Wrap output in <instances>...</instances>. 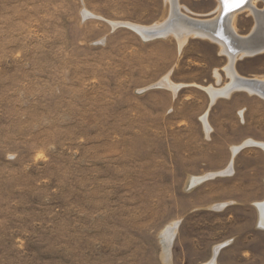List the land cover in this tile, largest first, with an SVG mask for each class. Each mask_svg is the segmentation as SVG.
Masks as SVG:
<instances>
[{"label": "rangeland", "instance_id": "obj_1", "mask_svg": "<svg viewBox=\"0 0 264 264\" xmlns=\"http://www.w3.org/2000/svg\"><path fill=\"white\" fill-rule=\"evenodd\" d=\"M179 3L216 15L217 0ZM170 14L167 0H0V264H207L220 244L214 264H264L263 97L239 89L248 109L216 111L219 44L112 25ZM237 64L264 78V52Z\"/></svg>", "mask_w": 264, "mask_h": 264}, {"label": "bare ground", "instance_id": "obj_2", "mask_svg": "<svg viewBox=\"0 0 264 264\" xmlns=\"http://www.w3.org/2000/svg\"><path fill=\"white\" fill-rule=\"evenodd\" d=\"M167 1L170 3V6H171V14H170V17L166 18V20H164L163 22L156 23L150 26L135 24L131 22H123V23L112 22V25L113 27H117L119 25H124L126 27H129L135 32H137L141 36V38H143L144 40H149L150 37L154 36L155 32L160 33V35H162L161 37L168 36L170 35V33H172L176 35V37H178V39L183 42L186 40V38H188L191 35L211 39L212 41L220 45L222 52H225L230 56V64L226 66V69L228 70V74L230 75V81L227 82L222 87L217 88V87L210 85L206 88L212 100L214 101L216 96L217 97L218 96L220 97L229 96L233 91L239 90V89L247 90L250 93H256L260 95L261 97H263L264 99V78L256 77L257 78L256 80L259 82L257 84L243 82L236 77L238 74L234 69L235 68L234 67V62H235L234 57H236L237 55H240L241 57H243L246 55H252L254 53L264 52V8L261 7L263 9H260L256 5L258 1L264 2V0H217V6L215 7V10L213 11V13L216 12L215 17L209 18V19H199V18H194V17L189 16L190 18L195 20L194 22L199 23L197 24V26H194L191 24H185L176 19H173L175 21L171 22V18H173V16L174 17L177 16L175 12H177L178 14L181 13L185 16H188V15L184 14L181 11L182 7H181V4L179 3V0H167ZM246 10H248L247 12H251L255 16L256 19L255 18L254 19L256 22L254 24L252 32H250L249 35L244 36V35H240V33L239 34L237 33L236 28L234 24H232V22L238 13H242ZM225 11H228V12H227L226 17L223 20L224 21L223 24L229 29V33L235 32L239 36H242L245 38L251 36V40H253L252 38L254 37L255 34L256 35L259 34L261 41L252 43L250 47L248 45V48H239V49L236 48L235 49L236 52L235 51L232 52L233 49L228 43L229 38H224V36L220 35L218 31L214 32L211 27H208L213 22V20H219L222 12H225ZM84 15L86 17L93 16L92 13L87 10H85ZM198 25H201V26L198 27ZM238 43H241V41H238ZM231 53H232V56H231ZM158 84L162 86H168V87L175 86L174 83H170V81L167 78L161 79V81ZM154 86H158V85L154 84ZM206 114L207 112L203 115V119L206 118L205 117ZM254 142L251 144H256ZM257 143L261 147L264 148V142H257ZM245 144H249V142H246ZM244 145L235 147L233 150L234 151L233 154L237 153ZM229 167L231 166H228V168ZM232 170L229 169L228 171L232 172ZM220 172L221 173L227 172V169H224ZM220 172L219 173L215 172V174L217 175L221 174ZM213 175L214 173L209 174V176L207 177H195L192 179V182H193L192 184L195 185ZM226 204L227 202L219 203L216 205V207L223 208ZM256 206L259 211V218H260L259 224L261 226H264V209L262 210V206H264V200L256 202ZM169 231L170 229L168 230V232ZM222 246L223 244H220L215 248L212 259L207 264H214V261L219 252V249Z\"/></svg>", "mask_w": 264, "mask_h": 264}, {"label": "water", "instance_id": "obj_3", "mask_svg": "<svg viewBox=\"0 0 264 264\" xmlns=\"http://www.w3.org/2000/svg\"><path fill=\"white\" fill-rule=\"evenodd\" d=\"M224 11V10H223ZM228 11L222 12L219 20H213V22L208 26L211 27L213 29V31H218L220 33V35L224 36V38H229L228 43L229 45L232 47L233 51L232 52H236V48H248V45L250 47L251 43V36L245 38L242 36H239L238 34H236L235 32L229 33V29L223 24V20L226 17ZM175 14L177 16H173V18H171V22L175 21L173 19L179 20L180 22H183L185 24H191L194 26H197V22H194L195 20H193L192 18H190L189 16H185L181 13H177L175 12ZM201 25H198V27H200ZM202 28V27H201ZM204 28V27H203ZM206 28V26H205ZM231 31V30H230ZM162 35H160V33L155 32L153 37H150V39H154V38H159ZM238 41H241V43H238ZM241 46V47H240ZM255 54V53H254ZM238 79H240L243 82H247V83H252V84H257L259 83L257 80L252 79V78H243L240 76H236ZM245 145H249V144H245ZM264 209V206H262V210Z\"/></svg>", "mask_w": 264, "mask_h": 264}, {"label": "crops", "instance_id": "obj_4", "mask_svg": "<svg viewBox=\"0 0 264 264\" xmlns=\"http://www.w3.org/2000/svg\"><path fill=\"white\" fill-rule=\"evenodd\" d=\"M191 36H193V35H191ZM261 53V52H260ZM263 53V52H262ZM259 53H255V54H252V55H250V56H253V55H258ZM246 56H248V55H246ZM239 58H241V56L240 55H237L236 57H235V59L238 61V59ZM235 60V61H236ZM210 62H211V64H212V67H213V70H218L219 68H221L222 67V65H218V63H217V61H216V58L214 59V61H213V59L212 60H210ZM226 67V66H225ZM234 69H235V71L237 72V74L240 76V77H243V78H252V79H257L256 77H253V76H255V75H253L254 73H250V72H252L253 70H255L254 68H250V66L247 64V65H245V64H237L236 66L234 65ZM251 76V77H250ZM175 87V89L178 87L177 85H175L174 86ZM244 91V90H243ZM239 92H242V90H235V91H233L229 96H216L215 97V99H214V103L212 102V107H215V106H217V105H221L220 106V108L219 109H217L216 111H219V112H221V113H223V111H229V109H230V107L233 105V104H235L237 101H240L242 104H243V108L245 109H248V107H249V103H250V101H249V99H247V98H244V100L242 99V98H240V99H238V98H234V97H237V96H233L232 94L233 93H239ZM232 95V96H231ZM246 102V104H245V102ZM208 121H209V124H210V127H211V129H212V127H214L213 126V123H212V121H211V115L209 114V118H208ZM216 125V124H215ZM218 126V125H217ZM214 130H215V127H214ZM261 228H263V227H261Z\"/></svg>", "mask_w": 264, "mask_h": 264}]
</instances>
